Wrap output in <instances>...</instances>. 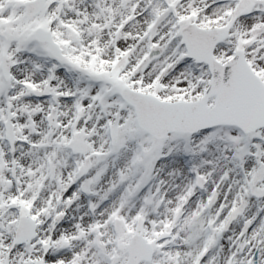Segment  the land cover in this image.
<instances>
[{
  "label": "snow or ice",
  "instance_id": "snow-or-ice-1",
  "mask_svg": "<svg viewBox=\"0 0 264 264\" xmlns=\"http://www.w3.org/2000/svg\"><path fill=\"white\" fill-rule=\"evenodd\" d=\"M0 264H264V0H0Z\"/></svg>",
  "mask_w": 264,
  "mask_h": 264
}]
</instances>
